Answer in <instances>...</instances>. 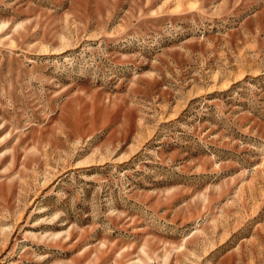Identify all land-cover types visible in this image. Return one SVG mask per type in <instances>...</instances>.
<instances>
[{"label": "rangeland", "instance_id": "1", "mask_svg": "<svg viewBox=\"0 0 264 264\" xmlns=\"http://www.w3.org/2000/svg\"><path fill=\"white\" fill-rule=\"evenodd\" d=\"M0 264H264V0H0Z\"/></svg>", "mask_w": 264, "mask_h": 264}]
</instances>
